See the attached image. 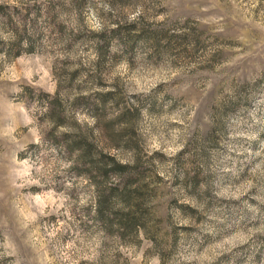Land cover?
<instances>
[{
    "label": "rangeland",
    "instance_id": "obj_1",
    "mask_svg": "<svg viewBox=\"0 0 264 264\" xmlns=\"http://www.w3.org/2000/svg\"><path fill=\"white\" fill-rule=\"evenodd\" d=\"M0 264H264V0H0Z\"/></svg>",
    "mask_w": 264,
    "mask_h": 264
},
{
    "label": "trees",
    "instance_id": "obj_2",
    "mask_svg": "<svg viewBox=\"0 0 264 264\" xmlns=\"http://www.w3.org/2000/svg\"><path fill=\"white\" fill-rule=\"evenodd\" d=\"M101 203H102V202H101V201H99V209H100V205H101Z\"/></svg>",
    "mask_w": 264,
    "mask_h": 264
}]
</instances>
